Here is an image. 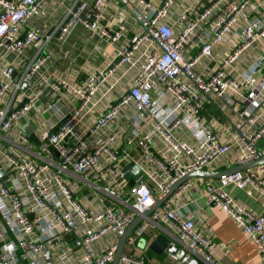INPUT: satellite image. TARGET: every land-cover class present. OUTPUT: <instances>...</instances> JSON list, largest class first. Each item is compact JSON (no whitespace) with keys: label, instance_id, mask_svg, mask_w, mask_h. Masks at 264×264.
<instances>
[{"label":"built area","instance_id":"2783aa9c","mask_svg":"<svg viewBox=\"0 0 264 264\" xmlns=\"http://www.w3.org/2000/svg\"><path fill=\"white\" fill-rule=\"evenodd\" d=\"M48 1L0 0V171L6 177L0 176V264H49L47 254L53 264H111L138 216L143 220L119 264H153L141 243L160 223L187 255L219 264L218 242L177 211L194 180L145 212L190 173L211 171L222 159L230 169L232 151L237 165L264 157V0H203L175 13L177 0H58L62 21L45 35L36 20L47 18ZM111 2L143 31L129 37L124 23L103 26ZM78 26L115 52L75 84L47 74L46 44L54 36L65 43ZM31 49L35 55L21 76L8 80L9 56ZM44 88L51 91L47 101ZM207 103H217L227 123L214 124L215 115L203 111ZM66 104L60 122L35 131L34 143L23 126ZM130 162L142 168L143 181L124 191ZM263 172L264 163L221 177L218 185L199 181L207 205L244 230L264 263V217L227 191L236 185L250 195L264 193Z\"/></svg>","mask_w":264,"mask_h":264},{"label":"crops","instance_id":"0c3cea01","mask_svg":"<svg viewBox=\"0 0 264 264\" xmlns=\"http://www.w3.org/2000/svg\"><path fill=\"white\" fill-rule=\"evenodd\" d=\"M156 1L159 5L163 0ZM200 2L204 3L203 0H177L173 8V13L177 10L180 11L185 5L196 6ZM46 8L48 11L47 18L45 20L37 19L36 24L45 35H51L62 21L64 9L59 7L58 0H49L46 3ZM119 23L126 24L129 37L132 33L143 31V27L125 7L116 2H111L102 25L116 28ZM46 51L51 53V59L46 67L48 70L47 74L53 75L52 77L55 79H63L77 84L85 79L89 68H99L107 63L113 57L115 49L114 46L104 40L98 37H91L88 31L78 26L63 44H59L55 36L52 37L46 44ZM194 52H196V49ZM34 55L35 51L33 49L26 51L20 57L10 55L5 62V64H8L9 77L7 79L16 82ZM250 61L248 60L246 62L248 63ZM48 93H51L50 89L44 88V101H47ZM216 105L218 106L217 103L215 105L213 103H207L203 109L204 113H213L215 115L217 122L214 124H218L219 122L227 123L228 118L223 115L222 111ZM68 108L69 104L61 106L57 113H45L43 116H39L34 123H26L23 127L33 125L34 131L37 132L41 128H46L53 123L60 122ZM157 146L161 148L159 143ZM123 147L131 151L135 157L140 156L137 147L134 145L127 146L124 140ZM235 157L236 151H232L228 155V159L232 162L231 168L240 166L235 163ZM227 167V159H222L211 169V172L217 174L213 177L203 179L207 183L218 185L220 178L217 175L228 170ZM253 168H257V166L242 171ZM199 178L202 177L191 178V180H194V185L182 198L178 199L176 203L178 214L184 218L193 220L196 226L203 232L204 236L211 237L218 242L214 250V256L219 261V264H264L256 244L246 236L244 230L221 208L207 205L203 195V186ZM135 182L136 180L132 177L130 180L125 179L123 190L127 191ZM227 191L242 207L258 216L264 217V193L254 191L250 195L246 190L236 185L228 186ZM85 192H87V189L83 193ZM159 235L167 237L173 245H180L175 235L171 233L166 225L162 223L154 225L145 236L147 245L144 248L141 246L145 249L143 252L148 261L153 264H177V260L167 255L165 251L162 254H158L149 248V245ZM188 255L196 259L189 252ZM201 264L203 263L201 262Z\"/></svg>","mask_w":264,"mask_h":264},{"label":"water","instance_id":"95a60500","mask_svg":"<svg viewBox=\"0 0 264 264\" xmlns=\"http://www.w3.org/2000/svg\"><path fill=\"white\" fill-rule=\"evenodd\" d=\"M24 130L27 134H29L31 140L35 143H38V138L37 135L34 131L33 125H26L24 127ZM264 163V157L260 158L259 160L249 162L245 165H240L237 167L230 168L228 170H225L219 175H217L219 178L224 177L226 175L232 174L236 171H242L246 170L250 167H256L260 164ZM125 172V179L130 180V178H134L135 180L138 181H143L142 176H143V170L142 168L136 164L135 162H130L124 169ZM217 173L208 171V170H200V171H195L187 175L186 177L180 179L178 182H176L168 191H166L163 195L159 196L156 198V201L154 205L149 208L146 212L145 215L149 216L155 209L160 207L162 203L170 196L172 193L185 181L194 178V177H202V178H209L215 176ZM0 176L3 179H6L5 175L0 171ZM143 220L141 216H138L132 223L131 225L126 229L124 235L122 236L115 258L111 264H119L120 258L123 255L125 243L127 241V238L129 235L132 233V231L137 227V225ZM146 242L143 241L141 243L142 247L146 246ZM149 248L158 253L162 254L163 251L165 253L177 260V264H201V262L197 259H193L191 256L187 255V251L180 245H173L171 241L163 236L159 235L156 237V239L149 245ZM47 260L49 261V264H53L51 262V257L49 254H47Z\"/></svg>","mask_w":264,"mask_h":264},{"label":"rangeland","instance_id":"374dc122","mask_svg":"<svg viewBox=\"0 0 264 264\" xmlns=\"http://www.w3.org/2000/svg\"><path fill=\"white\" fill-rule=\"evenodd\" d=\"M222 108H223V107H222ZM227 114H228V115H230V112H229V111H227Z\"/></svg>","mask_w":264,"mask_h":264}]
</instances>
